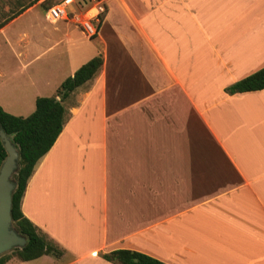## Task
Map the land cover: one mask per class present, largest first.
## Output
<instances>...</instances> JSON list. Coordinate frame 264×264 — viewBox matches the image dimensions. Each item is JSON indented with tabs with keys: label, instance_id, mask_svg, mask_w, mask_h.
<instances>
[{
	"label": "crops",
	"instance_id": "obj_1",
	"mask_svg": "<svg viewBox=\"0 0 264 264\" xmlns=\"http://www.w3.org/2000/svg\"><path fill=\"white\" fill-rule=\"evenodd\" d=\"M104 2L93 38L65 20L43 28V60L30 51L32 25L13 56L2 48L37 4L0 26V105L14 115L103 58L63 101L64 128L22 199L64 254L5 264H114L103 254L115 249L169 264H264V89L227 92L264 67L263 12L254 0Z\"/></svg>",
	"mask_w": 264,
	"mask_h": 264
},
{
	"label": "trees",
	"instance_id": "obj_2",
	"mask_svg": "<svg viewBox=\"0 0 264 264\" xmlns=\"http://www.w3.org/2000/svg\"><path fill=\"white\" fill-rule=\"evenodd\" d=\"M17 14L18 12L13 13L0 26ZM102 64L101 56L84 63L62 82L55 96H39L36 99L35 111L28 116L14 115L0 105V127L10 137L20 155L19 167L14 174L16 187L12 194V217L18 232L27 239L25 246L15 247L1 255L0 264H5L14 255L24 261H31L45 254L55 257L64 254V250L24 214L22 199L38 161L49 152L64 128L66 108L63 101L77 87L92 79ZM261 89H264V67L227 87V92L234 94ZM6 157L7 151L0 136V168ZM103 257L114 264H169L133 249H115L104 253Z\"/></svg>",
	"mask_w": 264,
	"mask_h": 264
},
{
	"label": "rangeland",
	"instance_id": "obj_3",
	"mask_svg": "<svg viewBox=\"0 0 264 264\" xmlns=\"http://www.w3.org/2000/svg\"><path fill=\"white\" fill-rule=\"evenodd\" d=\"M57 0H0V5H1V15H0V21H5L7 20L10 16H12L13 13L18 12V10H20L21 8H27L30 4L34 3L37 4L36 7H34V9H32V11H30L28 13V15L24 18L23 22L22 21H18L16 23L13 24V26L11 25L8 30H7V39L8 41L10 40L9 44H5V42L3 41V51L6 55L9 56H13V42H15L18 38H19V34H20V27L21 26H26L28 25H32L31 27V35H32V39L35 43V45L32 47H30V51L32 53V56L37 57L39 56L40 59L43 60V58H45V49H46V45L48 43V36L44 35V29H51L53 28V24L50 23L49 20L46 19L45 17V11L48 7H50L52 4H54ZM243 2H246V0H243ZM258 4V6L260 7L261 5L263 6L264 4V0H256L254 1ZM262 2V3H261ZM261 6V7H262ZM263 8H261L260 10H262ZM263 11V10H262ZM263 16H261L262 18H264V11H263ZM261 18V19H262ZM11 20V19H10ZM9 20V21H10ZM34 22H31L33 21ZM17 28V29H15ZM78 37L83 39L84 41L85 38L78 34ZM0 40H1V36H0ZM38 62H41V60H39ZM14 178V177H13ZM16 227V226H15ZM17 229V227H16ZM13 250V249H12ZM11 250V251H12Z\"/></svg>",
	"mask_w": 264,
	"mask_h": 264
},
{
	"label": "water",
	"instance_id": "obj_4",
	"mask_svg": "<svg viewBox=\"0 0 264 264\" xmlns=\"http://www.w3.org/2000/svg\"><path fill=\"white\" fill-rule=\"evenodd\" d=\"M0 136L7 151V157L0 168V256L15 247H23L26 237L15 227L12 217V194L15 190L14 174L18 170L19 151L10 137L0 127Z\"/></svg>",
	"mask_w": 264,
	"mask_h": 264
},
{
	"label": "built area",
	"instance_id": "obj_5",
	"mask_svg": "<svg viewBox=\"0 0 264 264\" xmlns=\"http://www.w3.org/2000/svg\"><path fill=\"white\" fill-rule=\"evenodd\" d=\"M107 13L104 0H57L45 11L50 22L65 20L81 29L88 38L99 33V24Z\"/></svg>",
	"mask_w": 264,
	"mask_h": 264
},
{
	"label": "bare ground",
	"instance_id": "obj_6",
	"mask_svg": "<svg viewBox=\"0 0 264 264\" xmlns=\"http://www.w3.org/2000/svg\"><path fill=\"white\" fill-rule=\"evenodd\" d=\"M247 1H248V0H247ZM254 1H256V0H254ZM248 3H249V2H248ZM250 3H251V2H250ZM261 3H262V2H261ZM258 4H259V3H258ZM263 4H264V3H263ZM261 6H262V5H261ZM261 6H260L259 8H260V9L263 8L262 10L264 11V5H263L262 7H261ZM262 10H261V11H262ZM263 11H262V12H263Z\"/></svg>",
	"mask_w": 264,
	"mask_h": 264
}]
</instances>
